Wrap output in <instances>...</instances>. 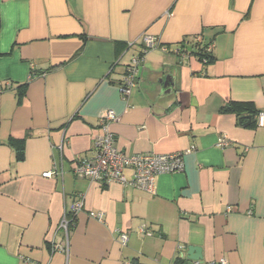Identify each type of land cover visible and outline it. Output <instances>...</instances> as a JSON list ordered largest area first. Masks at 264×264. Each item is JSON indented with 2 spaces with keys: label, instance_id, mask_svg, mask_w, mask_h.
<instances>
[{
  "label": "crops",
  "instance_id": "0c3cea01",
  "mask_svg": "<svg viewBox=\"0 0 264 264\" xmlns=\"http://www.w3.org/2000/svg\"><path fill=\"white\" fill-rule=\"evenodd\" d=\"M145 34L168 50L123 99ZM0 88V264H192L189 246L200 264H264V0H0ZM108 111L119 151L184 153L183 171L152 193L75 177Z\"/></svg>",
  "mask_w": 264,
  "mask_h": 264
},
{
  "label": "built area",
  "instance_id": "2783aa9c",
  "mask_svg": "<svg viewBox=\"0 0 264 264\" xmlns=\"http://www.w3.org/2000/svg\"><path fill=\"white\" fill-rule=\"evenodd\" d=\"M201 37L197 36L194 42L198 45L201 44ZM142 50L139 54L133 56L129 65L125 68L124 74L119 84L121 97L126 99L136 86L139 67L143 62L144 55L150 50L159 49L166 52L168 49L160 45L159 40L149 35L141 37ZM211 46H207L206 50L210 51ZM175 54H183L181 50H175ZM4 89L0 88V93ZM264 119V112L259 113L257 116V126L262 125ZM117 121L116 115L112 111H108L104 117L98 121L99 134L95 138L94 148L95 155L91 158L77 157L73 174L77 178L85 179L89 183L100 184L102 186H109L117 184L125 188H132L139 191L152 193L155 185L156 178L160 175L176 174L183 171L182 156L184 153H176L169 155H156V154H137L126 156L118 150L114 135L110 132V125ZM229 139L222 135L217 142L219 148L230 146ZM131 171V178L125 176V171ZM53 171L42 174L43 178H50L53 176ZM83 202L78 201L71 208L69 215L74 217L82 210ZM91 218L102 220L101 213H89ZM70 219H64L59 225V229L64 231L67 235ZM126 236L120 235V242L124 245ZM63 246H56L57 250L62 251ZM55 248V247H54ZM28 262V259L24 260ZM127 264V263H126ZM192 264H200L194 262ZM219 264H226L224 259L219 261Z\"/></svg>",
  "mask_w": 264,
  "mask_h": 264
},
{
  "label": "trees",
  "instance_id": "16d2710c",
  "mask_svg": "<svg viewBox=\"0 0 264 264\" xmlns=\"http://www.w3.org/2000/svg\"><path fill=\"white\" fill-rule=\"evenodd\" d=\"M198 45V44H196ZM207 46H201L199 45L198 47V52H196V55L199 58V61L202 62L204 65L209 64L212 61V56L210 54V51L206 50ZM183 54H185V52H182ZM249 109L248 105H244V104H240V103H233L231 104V106L224 108L223 110H229L231 112H235L238 109ZM252 118V117H251ZM253 122V120H252ZM252 122L250 124H252ZM10 144L15 148L16 150V155H17V159L20 160L22 158V149H19L17 147V141L16 140H11ZM72 221V219H71ZM127 264H143L141 262L138 261V259H132L130 260V262H127Z\"/></svg>",
  "mask_w": 264,
  "mask_h": 264
},
{
  "label": "water",
  "instance_id": "95a60500",
  "mask_svg": "<svg viewBox=\"0 0 264 264\" xmlns=\"http://www.w3.org/2000/svg\"><path fill=\"white\" fill-rule=\"evenodd\" d=\"M248 121H250V117H247ZM185 260L194 262H199L202 260L201 251L198 247L189 246L185 253Z\"/></svg>",
  "mask_w": 264,
  "mask_h": 264
}]
</instances>
